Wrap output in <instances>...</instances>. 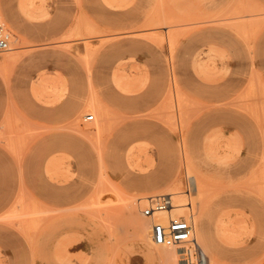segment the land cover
Returning <instances> with one entry per match:
<instances>
[{
  "label": "rangeland",
  "instance_id": "obj_1",
  "mask_svg": "<svg viewBox=\"0 0 264 264\" xmlns=\"http://www.w3.org/2000/svg\"><path fill=\"white\" fill-rule=\"evenodd\" d=\"M0 22V264H180L141 209L190 178L207 261L264 264V0H0Z\"/></svg>",
  "mask_w": 264,
  "mask_h": 264
},
{
  "label": "built area",
  "instance_id": "obj_2",
  "mask_svg": "<svg viewBox=\"0 0 264 264\" xmlns=\"http://www.w3.org/2000/svg\"><path fill=\"white\" fill-rule=\"evenodd\" d=\"M8 44L7 31L4 24L0 22V53L7 50ZM92 119V115H86V120ZM184 191L187 196L189 193L187 187ZM174 205L171 194H160L146 198L141 214L152 220L151 237L153 242L164 247H176L179 250V259L182 264H206L207 256L193 238L191 219L183 215L170 216ZM159 213H165L167 217L164 219L157 218Z\"/></svg>",
  "mask_w": 264,
  "mask_h": 264
},
{
  "label": "bare ground",
  "instance_id": "obj_3",
  "mask_svg": "<svg viewBox=\"0 0 264 264\" xmlns=\"http://www.w3.org/2000/svg\"><path fill=\"white\" fill-rule=\"evenodd\" d=\"M174 34V32H169V34L171 35V34ZM169 34H167V37H169L170 35ZM172 34V35H173ZM171 35V36H172ZM171 38V37H170ZM168 39V40H174V37L172 36V38L171 39ZM89 47V46H88ZM7 50H8V48H7ZM88 115H91V114H88ZM86 116V115H85ZM93 116V115H92ZM189 184H188V186H187V189H188V195H187V200H188V203H186V204H188V205H186V204H176V205H174L175 207H174V209H172L171 210V214H170V216H177V215H183V216H186V218H189V219H191V222L193 223V213L191 214L190 213V211L192 210V206H191V203H190V200H189V196H190V194L192 193V192H194V193H196V192H198V191H204L205 189H204V187H203V184H202V182L201 181H198V180H196V179H193V178H190L189 179ZM179 193V192H178ZM161 194H171V193H161ZM155 195H160V194H155ZM171 195H173V194H171ZM186 195V194H185ZM149 196H154V195H149ZM149 196H147V197H149ZM146 197V198H147ZM146 198H144V200H143V202H144V206H145V203H146ZM199 198V197H198ZM174 204H175V202H174ZM187 208H189V209H191L189 212H187L186 211V209ZM178 212L177 214H175V213H173L172 214V212ZM157 218H160V219H164L165 217H167V215L165 214V213H159V214H157V216H156ZM146 218V217H145ZM195 221H196V219H195ZM195 223V222H194ZM144 224V223H143ZM140 230H141V236L142 237H144V238H149V235H148V230L145 228V224L144 225H142L141 227H140ZM193 232H194V224H193ZM149 234H150V237H151V229H150V232H149ZM194 237V240H195V242H196V244L199 246V243H198V241H197V239H196V237H195V233H194V235H193ZM151 241H152V243H153V240H152V237H151ZM155 244V243H154ZM156 246H159V247H164V246H162V245H158V244H155ZM165 248H173V249H176V247H165ZM176 250H178V249H176ZM178 259H179V250H178ZM208 259V258H207ZM174 261V258H172L171 259V263H173V261ZM176 261V260H175ZM179 262H180V264H182V262L180 261V259H179ZM208 262V261H207ZM206 264H210V262H208V263H206Z\"/></svg>",
  "mask_w": 264,
  "mask_h": 264
},
{
  "label": "crops",
  "instance_id": "obj_4",
  "mask_svg": "<svg viewBox=\"0 0 264 264\" xmlns=\"http://www.w3.org/2000/svg\"><path fill=\"white\" fill-rule=\"evenodd\" d=\"M196 63H199L198 61H196ZM216 68V67H215ZM123 76L124 77H128V75H126V74H124L123 73ZM174 84H176L175 82H173L172 83V89H171V91H169V96L170 97H172L173 99H174V103L176 102V96L174 95V91H176V87H175V85ZM230 85H231V90H233L234 89V87L236 86V80L235 79H232L231 81H230ZM229 92V91H228ZM228 92L226 93V92H223V93H221L220 94V96H226L227 94H228ZM177 96L179 97L180 96V94H177ZM181 102V101H180ZM98 100L97 99H95V98H91L90 99V102H89V106L90 107H95L94 109L96 110V107H97V105H98ZM85 116V115H84ZM94 117V116H93ZM231 128H233L231 125H226L225 127H224V129L222 130V133H224V135L228 132V131H230L231 130ZM180 141H181V143H183V141H184V138L182 137V134H180V139H179ZM128 156H130V154L128 153L127 154ZM127 156V157H128ZM178 179V178H177ZM177 179L175 180V182L177 181ZM203 184V183H202ZM136 185H139V184H136ZM203 187H204V189H205V185L203 184ZM195 237H196V239H197V241H198V243L201 241L203 244H205L204 242H205V238H204V232H203V229L202 228H198L196 231H195ZM144 238V237H143ZM151 238V237H150ZM147 240H149V241H151V239H149V238H146ZM158 262L160 263V264H163V257H162V255L160 254V253H158Z\"/></svg>",
  "mask_w": 264,
  "mask_h": 264
}]
</instances>
